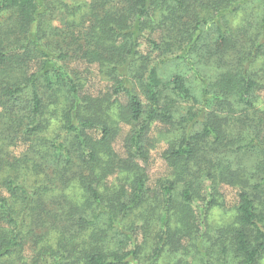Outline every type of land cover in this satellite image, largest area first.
Listing matches in <instances>:
<instances>
[{
  "label": "trees",
  "instance_id": "16d2710c",
  "mask_svg": "<svg viewBox=\"0 0 264 264\" xmlns=\"http://www.w3.org/2000/svg\"><path fill=\"white\" fill-rule=\"evenodd\" d=\"M207 35L215 79L198 99L182 74L164 81L159 65L196 64L189 56ZM77 65L106 86L95 89ZM256 92L264 95V0H0V264L22 261L28 244L34 264H154L187 238L208 256L196 243L224 207L223 186L239 201L218 231L221 263L233 251L238 264H258ZM179 102L191 106L177 121ZM157 125L177 135L164 154L172 179L152 197L138 159Z\"/></svg>",
  "mask_w": 264,
  "mask_h": 264
},
{
  "label": "rangeland",
  "instance_id": "374dc122",
  "mask_svg": "<svg viewBox=\"0 0 264 264\" xmlns=\"http://www.w3.org/2000/svg\"><path fill=\"white\" fill-rule=\"evenodd\" d=\"M61 21L62 19L57 21L55 25H60ZM209 38L210 36L207 38L208 40H206V43L201 44L199 53H193L189 56L191 59L196 61V64L186 62L177 65L171 62L159 65L160 74L164 81L169 80L173 74H182L186 78L189 87L192 88L195 96L198 99H201L203 94L204 82L215 79L214 72L216 71V67L214 59L213 57H211V55H213L214 53L215 44ZM203 56H207V58L203 59ZM75 68L80 69V71L84 73V75L82 76L87 77L89 80V84L92 85L95 89L102 90L106 86V82L102 79L103 77L101 75H98V73H96L95 71L94 73L92 71L86 73L84 71L85 67L81 65H77ZM165 95L168 96L169 100L173 98V94L169 90L166 91ZM255 96L257 97V106L259 108H263L264 95L256 92ZM177 104L176 117L177 121H179L188 114V106L191 105L181 102ZM199 107L200 106L197 105L196 109H199ZM55 128L56 125L51 128L50 132H52ZM160 130H163L161 125L152 127V131L147 137V141L145 143V150L147 151L146 158L138 159V163L140 167L143 168V173H145L147 178L146 187L150 189V194L152 197L157 192V189L161 183H164L166 180L172 179V172L170 171L168 164L164 159V154L171 148V143L174 141L177 132L176 134L174 131L168 134H161ZM116 149L121 150V145H117ZM24 152L25 147L21 146L18 150V153L22 154ZM110 180L113 181L114 178L111 177ZM206 188L207 186H205V189ZM205 193L209 195L208 188L206 189ZM221 193L222 196L220 198L223 200L224 207L217 206L212 209L209 215V225L207 226V230H203L202 232V234L204 235L203 240L202 242L196 243V248L202 249L203 254L208 256L195 254V250L192 248L195 247L193 243L194 241L187 238L183 239V241L179 244V251L175 254L169 251L171 247L165 246L164 251L162 252L163 255L159 256L154 261V264H205V261L208 259H210L214 264H222L221 258L219 257V245L216 242L217 236L219 235L218 231L222 228H227L232 223L239 200L237 197V191L235 190V188H232L230 186H223V190L221 191ZM204 232H206V235ZM154 234L155 232H152V236ZM55 237L56 236L54 235L52 240L55 239ZM144 237L147 238L144 234H141L139 236L140 244H142L141 242L143 241ZM153 243L154 241L152 239H149V241L145 244L146 246H144L143 244L142 253L140 254V256L142 257V263L144 261L147 263V261L151 258ZM114 246L115 244H112V247ZM54 247L57 249V246ZM125 249L131 250L132 247L129 248V246H127V248ZM36 251V248L32 249V246L28 244L26 252L23 254L22 261H11L6 264H34V256ZM227 261L229 262V264L239 263V259L235 257L233 251L229 253ZM151 264H153V262ZM258 264H264V255Z\"/></svg>",
  "mask_w": 264,
  "mask_h": 264
}]
</instances>
